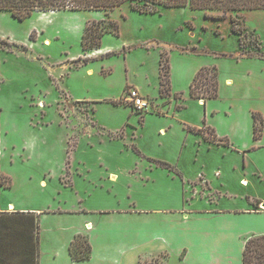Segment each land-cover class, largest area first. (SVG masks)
I'll use <instances>...</instances> for the list:
<instances>
[{"label":"rangeland","instance_id":"374dc122","mask_svg":"<svg viewBox=\"0 0 264 264\" xmlns=\"http://www.w3.org/2000/svg\"><path fill=\"white\" fill-rule=\"evenodd\" d=\"M108 20L117 22L118 34L105 32L100 48L82 46L84 27ZM201 67L194 91L205 93L214 71L218 84L217 96L203 102L188 92ZM159 70L169 89H160ZM131 87L149 100L148 109L126 100ZM253 110L264 117L263 9L211 19L188 7L143 14L122 4L106 12L33 11L21 21L2 10L0 179L8 187L0 186V211L41 212L44 264H54L51 250L61 251L64 234L85 219L102 225L92 232V264H120L119 252L134 245L132 232L142 223L165 231L169 256L145 240L140 262L134 249L122 264H183L177 253L190 237L208 252L196 264H211L218 249L229 250V264H241L237 242L223 239L215 221L190 222L186 213L242 209L264 198V180L255 178L264 170V120L255 114L261 138L253 139ZM189 127L228 144L210 143ZM57 208L77 214L43 213ZM142 208L183 212L115 214ZM222 216L264 233V212ZM150 251L156 257L147 259Z\"/></svg>","mask_w":264,"mask_h":264},{"label":"trees","instance_id":"16d2710c","mask_svg":"<svg viewBox=\"0 0 264 264\" xmlns=\"http://www.w3.org/2000/svg\"><path fill=\"white\" fill-rule=\"evenodd\" d=\"M122 4H127L130 10L143 13H159L160 8H184L201 11L205 18L219 19L229 12L241 10H264V0H0V11L4 10L17 20L21 21L28 17L33 11H55V10H99L110 11ZM91 22L85 26L81 36L82 46L88 48H100L101 37L105 32L118 34L116 21ZM231 24V30L235 31ZM168 58H166V61ZM161 64V63H160ZM164 67L160 65V68ZM206 69L201 67L193 76L188 92L192 98L202 99L214 98L217 96L218 84L216 71L208 80L205 93L194 91V80L197 75H203ZM160 89H169V78L163 80L160 76ZM159 89V90H160ZM256 113H252V136L256 139L260 135V121L257 122ZM261 119V118H260ZM204 126V125H203ZM190 130L202 134V128L189 127ZM258 132V133H257ZM204 139L210 143L228 144L216 134L208 137L202 134ZM160 165L170 167L165 162ZM0 186L6 188L8 185L1 181ZM257 207L259 199L250 201ZM9 204V203H8ZM39 235L40 215L30 210L0 211V264H39ZM68 252L72 260L88 259L91 252V245L83 233H77L70 241ZM242 264H264V234L252 235L246 239L242 249Z\"/></svg>","mask_w":264,"mask_h":264},{"label":"crops","instance_id":"0c3cea01","mask_svg":"<svg viewBox=\"0 0 264 264\" xmlns=\"http://www.w3.org/2000/svg\"><path fill=\"white\" fill-rule=\"evenodd\" d=\"M228 83H230V80H228ZM201 100V102H203L202 99H199V101ZM258 113L260 114V118L263 121L264 117L261 111L259 110H253L252 113ZM210 126V125H209ZM211 127V126H210ZM261 138V134L259 135L258 139ZM257 139V138H256ZM259 144V142H258ZM257 144V145H258ZM259 146V145H258ZM257 146V148H258ZM260 147V146H259ZM256 175L255 178L256 179H263L264 180V170L260 169V170H256ZM109 180H111L112 178L110 176H108ZM243 182H247V179L243 178L240 179ZM113 181V180H112ZM44 182V181H43ZM202 197V196H201ZM261 199V198H260ZM13 206V205H12ZM79 211V210H78ZM178 211V212H176ZM181 211V212H180ZM195 212H189L186 213L188 215L187 220H189L190 222H200L203 220H212V222H216L217 226L216 229H221L218 230V234L222 237H224L223 239L227 238L229 242H237V245L239 246V260L240 263L242 264V249L244 247V243L246 241L247 238H249L252 235H258V234H264V233H256L254 231H251V229H247L246 227H242L243 225L236 224L235 222L232 223H227L229 222L228 220H226L222 215L223 214H229L230 215H247V214H256L259 212H264V198L260 200V203L258 204L257 207L255 206H250L247 205L245 208L242 209H223L221 207H219V209H215V211L211 210L210 208H204V209H198V210H194ZM52 212L54 215L53 217H61V216H70L73 214H77L76 212H74L72 209H60L57 208L56 210H51V211H47V212H43V213H50ZM80 212H83L80 210ZM182 209H166V208H142V209H138L136 211H121V212H115V214H121V215H136L137 219L139 218L140 215H149V216H156L158 217L159 215L161 216H170L171 214L173 215H182ZM226 212V213H223ZM222 213V214H221ZM104 212H95V215H103ZM159 214V215H158ZM40 215V222L44 220L45 217H41V212H39ZM158 215V216H157ZM160 220V218H157ZM160 222V221H159ZM209 223V221H207ZM221 223V225H220ZM140 225V226H139ZM226 225V226H225ZM102 225H100L99 223H93L92 219H85L84 223H83V227L79 228V229H74V230H69L66 234H64V240L62 241V252L59 250V252L55 249V250H51L49 259H51L52 262H54V264H92V253L94 251V247L92 245V232L93 230H97L98 227H100ZM164 226L168 229V237L169 236H173V234L170 231V227L171 226V222L170 221H166V223L164 224ZM211 226V225H210ZM151 227V224H138V227L136 228L135 231L132 232V236L134 238H136V241L134 243V245H131V247H128L124 250H121L119 252V257L117 258L118 260H120V264H122L124 262V256H126V254H128L129 250H136V254H137V258H139L138 262H140V258H141V253L144 254V245H145V240L147 241H151L156 244L157 248L163 249L160 251V254H166V257L169 256V253L163 248L162 244H164L165 242H167L168 238L166 237L165 231L161 228L158 229H153L152 231L149 230V228ZM222 227H224L225 229H222ZM147 228V229H146ZM226 228H228L229 230H226ZM147 230V231H146ZM209 229L202 228L200 233L203 235L205 233L208 232ZM77 233H83L87 236L88 241L91 245V252H90V256L88 259L85 260H72L70 258L69 252H68V246L70 241L73 239L74 235ZM103 233H105L103 231ZM147 233V236H146ZM41 235V233H40ZM104 236V235H103ZM105 238V236L103 237ZM40 242V241H39ZM190 246L188 247H180V249L178 250L177 255L181 257V262L183 264H196L199 262V258L201 259H208V252H206L203 249V245L199 244V240H196L195 237H190ZM104 245H107V247H109L111 245L112 248L115 247V245H117L116 242H113L112 244H109L108 242H105ZM199 247V248H198ZM154 250V248L152 249ZM40 256H39V261L40 264H44L43 263V257H44V251L40 250ZM183 252V256L181 255V253ZM109 253V252H108ZM149 258L150 259L152 256H154L155 252L150 251L149 252ZM218 255L216 257H209V263L211 264H218V263H222L223 260H226L224 263L225 264H229L228 262V254H229V250L227 249V253L224 252L223 249L219 250L218 249ZM110 254V253H109ZM179 257V258H180ZM107 262V261H106ZM143 262H145V259H143ZM164 260H160L159 263H163ZM105 263V262H104ZM156 262L154 261V264ZM177 263V262H176ZM223 263V264H224ZM178 264V263H177ZM203 264V262H202Z\"/></svg>","mask_w":264,"mask_h":264},{"label":"built area","instance_id":"2783aa9c","mask_svg":"<svg viewBox=\"0 0 264 264\" xmlns=\"http://www.w3.org/2000/svg\"><path fill=\"white\" fill-rule=\"evenodd\" d=\"M126 100L129 101L133 106L143 110L148 109L151 106L149 100L141 95L134 87H131L127 90Z\"/></svg>","mask_w":264,"mask_h":264},{"label":"bare ground","instance_id":"6f19581e","mask_svg":"<svg viewBox=\"0 0 264 264\" xmlns=\"http://www.w3.org/2000/svg\"><path fill=\"white\" fill-rule=\"evenodd\" d=\"M53 11H54V10H53ZM51 12H52V11H51ZM41 184H44V182H43V181H41ZM9 206L11 207L12 205L10 204ZM10 207H9V208H10Z\"/></svg>","mask_w":264,"mask_h":264}]
</instances>
